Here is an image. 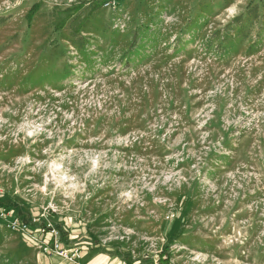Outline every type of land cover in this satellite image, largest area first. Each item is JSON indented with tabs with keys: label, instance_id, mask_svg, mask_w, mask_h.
<instances>
[{
	"label": "rangeland",
	"instance_id": "rangeland-1",
	"mask_svg": "<svg viewBox=\"0 0 264 264\" xmlns=\"http://www.w3.org/2000/svg\"><path fill=\"white\" fill-rule=\"evenodd\" d=\"M0 202L82 256L264 264V0H0ZM50 240L0 222V264Z\"/></svg>",
	"mask_w": 264,
	"mask_h": 264
},
{
	"label": "built area",
	"instance_id": "built-area-1",
	"mask_svg": "<svg viewBox=\"0 0 264 264\" xmlns=\"http://www.w3.org/2000/svg\"><path fill=\"white\" fill-rule=\"evenodd\" d=\"M0 222L4 223L8 228L25 232L34 228L36 234L48 233L50 242H43L42 249L44 252L54 255L66 262L79 263L81 259V251L78 247L72 245L62 246L59 241V231L51 224L45 223L41 225L36 216L24 217L23 214L0 202ZM122 264H129L126 260H122ZM137 264H155L152 262Z\"/></svg>",
	"mask_w": 264,
	"mask_h": 264
},
{
	"label": "crops",
	"instance_id": "crops-1",
	"mask_svg": "<svg viewBox=\"0 0 264 264\" xmlns=\"http://www.w3.org/2000/svg\"><path fill=\"white\" fill-rule=\"evenodd\" d=\"M81 254H82V251H81ZM51 257H53V255ZM54 258H58V257L54 256ZM62 262H64V261H62ZM65 263L66 264H122V259L114 258L113 256L106 255V254H102V255L84 254L81 257L79 263H72V262H65ZM128 263L134 264L133 261H130L129 259H128Z\"/></svg>",
	"mask_w": 264,
	"mask_h": 264
},
{
	"label": "trees",
	"instance_id": "trees-1",
	"mask_svg": "<svg viewBox=\"0 0 264 264\" xmlns=\"http://www.w3.org/2000/svg\"><path fill=\"white\" fill-rule=\"evenodd\" d=\"M38 8V5L37 4H34L31 9L28 11L27 13V17L28 18H31V16L33 15V13L37 10Z\"/></svg>",
	"mask_w": 264,
	"mask_h": 264
}]
</instances>
